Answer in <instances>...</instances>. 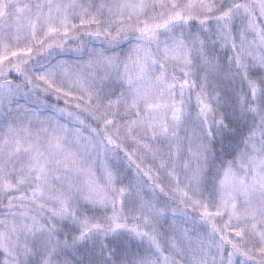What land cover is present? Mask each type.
<instances>
[{
    "label": "snow or ice",
    "instance_id": "snow-or-ice-1",
    "mask_svg": "<svg viewBox=\"0 0 264 264\" xmlns=\"http://www.w3.org/2000/svg\"><path fill=\"white\" fill-rule=\"evenodd\" d=\"M0 264H264V0H0Z\"/></svg>",
    "mask_w": 264,
    "mask_h": 264
}]
</instances>
